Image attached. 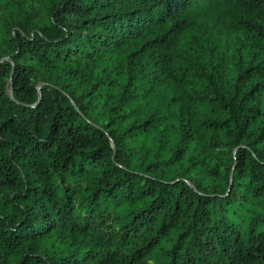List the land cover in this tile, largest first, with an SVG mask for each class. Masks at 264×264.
<instances>
[{
	"label": "trees",
	"instance_id": "16d2710c",
	"mask_svg": "<svg viewBox=\"0 0 264 264\" xmlns=\"http://www.w3.org/2000/svg\"><path fill=\"white\" fill-rule=\"evenodd\" d=\"M2 57L0 264H264V0H0Z\"/></svg>",
	"mask_w": 264,
	"mask_h": 264
},
{
	"label": "rangeland",
	"instance_id": "374dc122",
	"mask_svg": "<svg viewBox=\"0 0 264 264\" xmlns=\"http://www.w3.org/2000/svg\"><path fill=\"white\" fill-rule=\"evenodd\" d=\"M4 19L5 22L12 25V26H17L20 22V16L14 12L13 10L7 9L4 13ZM200 23V22H198ZM240 64V60L238 56H234L232 58V62L231 65H239ZM43 75H38L36 77H34L35 80L40 81L42 79Z\"/></svg>",
	"mask_w": 264,
	"mask_h": 264
},
{
	"label": "water",
	"instance_id": "95a60500",
	"mask_svg": "<svg viewBox=\"0 0 264 264\" xmlns=\"http://www.w3.org/2000/svg\"><path fill=\"white\" fill-rule=\"evenodd\" d=\"M5 57H2L1 59H0V62L4 59ZM230 185H231V183H230Z\"/></svg>",
	"mask_w": 264,
	"mask_h": 264
}]
</instances>
